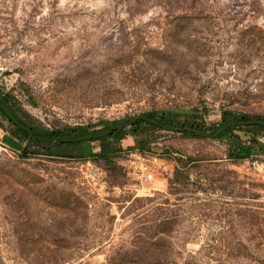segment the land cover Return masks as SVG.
Wrapping results in <instances>:
<instances>
[{"label":"rangeland","instance_id":"374dc122","mask_svg":"<svg viewBox=\"0 0 264 264\" xmlns=\"http://www.w3.org/2000/svg\"><path fill=\"white\" fill-rule=\"evenodd\" d=\"M0 63L21 117L47 130L128 129L165 111L206 125L221 110L264 119V0H0ZM164 126L146 133L158 157L146 179L130 134L109 164L92 157L97 142L82 156L79 145L62 147L70 158L35 145L24 156L0 118V264H108L149 247L171 264H253L264 133L235 130L255 144L230 159L228 135Z\"/></svg>","mask_w":264,"mask_h":264},{"label":"trees","instance_id":"16d2710c","mask_svg":"<svg viewBox=\"0 0 264 264\" xmlns=\"http://www.w3.org/2000/svg\"><path fill=\"white\" fill-rule=\"evenodd\" d=\"M7 73V72H6ZM2 79L0 78V83ZM16 82V80H15ZM1 85V84H0ZM0 103L6 106L13 116L23 125H25L31 131V134L28 133L26 129H22L13 124L0 109V118L2 121L6 122L7 129L9 134L18 139L19 141L24 142V146L20 150V155H26L27 149L30 145H35L43 149V153L47 156H54L60 158H70L73 155L71 153H64L61 151L64 146L79 145L80 154L85 155L83 148L81 146L82 142H97L98 148L91 152L92 157H95L105 164H109L113 156H115L121 149L120 141L128 134L132 135L135 141V146L139 150H143L149 146L153 140L146 138L147 131L160 130L163 125H173L179 127V133H182L186 136H198L200 133L202 136L210 137L215 140H222L224 136L228 135L226 140L227 143V157L230 159H239L242 157L248 156L252 150L253 145L255 144V137H249L248 141H243L237 134L233 132L235 130L254 132V133H264V119L260 117H252L248 115H235L229 110L220 111V120L217 125H206L203 120L201 122H196L195 119L191 120L189 114H184L182 119H177V112L165 111V112H150L145 113L148 119H135L130 125L129 128H122L119 130H112L107 132L105 135L90 138L82 141L74 142H60L53 144V141L57 137L61 136H81L91 133V131L85 130L81 126L68 127L61 130H47L35 125H32L24 118L21 117L19 112V106L15 100V96L9 91L4 90L0 86ZM132 119V118H131ZM129 119V120H131ZM153 121H150V120ZM127 120V119H125ZM252 120H260L259 122H250ZM245 122L243 125L232 124L227 126L224 130L219 131L227 123L233 122ZM116 122H111L110 125L104 127L99 131H105L112 128ZM262 150L264 147H260ZM254 224V223H251ZM263 225V219L259 218V223L254 226H251L253 232L252 239L253 244L247 246L248 252L251 250L249 260L253 264H264V259L260 257V254L264 252V233L262 234L259 226ZM263 237V238H262ZM55 253L54 251H52ZM117 256L112 261H109L108 264H171L169 252L157 251L154 248H147L144 250H135L128 249L124 251L117 252ZM264 256V254H263ZM66 261L65 257H60L56 255L54 257L46 258L43 264H61Z\"/></svg>","mask_w":264,"mask_h":264},{"label":"water","instance_id":"95a60500","mask_svg":"<svg viewBox=\"0 0 264 264\" xmlns=\"http://www.w3.org/2000/svg\"><path fill=\"white\" fill-rule=\"evenodd\" d=\"M0 109L4 111V113L7 115L8 119L13 123L15 124L17 127L19 128H22V129H26L28 131L29 134H31V131L29 130V128H27L25 125H23L22 123H20L14 116L13 114L11 113V111L6 107L4 106L3 104L0 103ZM137 118H142V119H145L147 120L148 118L144 115H139V116H136V117H133L131 120H129L127 124H131L135 119ZM150 120V119H149ZM150 121H153V120H150ZM250 122H259L261 123L262 121L260 120H252ZM245 122L243 121H240V122H233V123H227L225 124L223 127H221L219 129V131L221 130H224L227 126L229 125H232V124H239V125H243ZM117 127H119L118 125H115L113 126L112 128L108 129V130H105V131H101V132H97V133H89V134H86V135H81V136H61V137H57L55 138V140L53 141V144H56V143H60V142H74V141H82V140H87V139H90V138H95V137H99V136H102V135H105L107 132L109 131H112V130H115L117 129ZM163 128L165 127L164 125L162 126ZM175 130H180V128H174Z\"/></svg>","mask_w":264,"mask_h":264},{"label":"built area","instance_id":"2783aa9c","mask_svg":"<svg viewBox=\"0 0 264 264\" xmlns=\"http://www.w3.org/2000/svg\"><path fill=\"white\" fill-rule=\"evenodd\" d=\"M0 78L7 80L6 78V68L0 63ZM130 157H133L135 160H138V173L140 177L150 179L153 175L154 167L158 157L154 154H148L144 150H139L138 148H132L128 154Z\"/></svg>","mask_w":264,"mask_h":264}]
</instances>
